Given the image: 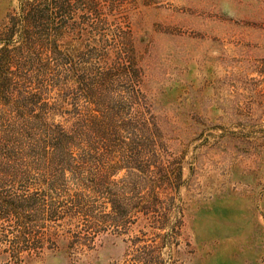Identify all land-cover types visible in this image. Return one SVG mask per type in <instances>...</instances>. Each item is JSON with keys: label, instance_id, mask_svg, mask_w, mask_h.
Returning a JSON list of instances; mask_svg holds the SVG:
<instances>
[{"label": "rangeland", "instance_id": "1", "mask_svg": "<svg viewBox=\"0 0 264 264\" xmlns=\"http://www.w3.org/2000/svg\"><path fill=\"white\" fill-rule=\"evenodd\" d=\"M0 264H264V0H0Z\"/></svg>", "mask_w": 264, "mask_h": 264}]
</instances>
